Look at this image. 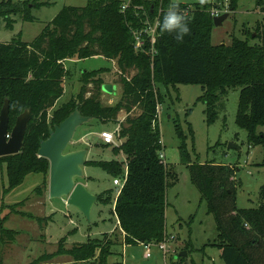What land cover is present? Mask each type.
<instances>
[{"label": "trees", "instance_id": "16d2710c", "mask_svg": "<svg viewBox=\"0 0 264 264\" xmlns=\"http://www.w3.org/2000/svg\"><path fill=\"white\" fill-rule=\"evenodd\" d=\"M229 1V11L233 13L240 0ZM256 2L264 14V0ZM126 3V0H87L83 7L66 6L34 42H24L21 37L0 42V111L5 98L11 104L10 122L26 109L32 111L22 152L1 157L0 162L8 163L9 184L15 188L28 173L49 172V161L38 157L40 143L49 137L50 128L60 125L76 108L102 123L118 124V137L124 142L114 148V153L123 152L125 161H93L87 165L101 168L114 180L125 179L114 207L124 243L158 245L167 236V189L172 174L162 158V137L157 125L158 99L162 100V94H158L155 86L166 90L178 85L202 86L200 100L207 105L209 124L216 120L215 107L221 97L239 89L236 123L247 131L250 146L263 148V160L258 166L264 168V27L247 30L244 40L234 37L230 45L214 46L211 42L214 6L199 3L188 9V5L177 3L187 17L190 35L180 42L174 34L161 33L158 28L154 45L145 32L140 37L143 45L137 48L134 32L141 31L147 20L161 21L169 4L175 2L130 0L124 9ZM15 4L18 3L13 0H0V19L6 21L8 28L12 27L9 25L12 15L23 14L18 7L21 3ZM22 17L33 22L29 15ZM251 40L258 43L251 44ZM93 57L117 61L123 86L121 100L114 106L102 105L100 75L105 70H100L84 73L81 91L69 102L57 106L64 95V80L72 75L65 62ZM128 71L136 73L129 78L125 76ZM91 84L100 93L87 98ZM51 111L52 118L48 120ZM121 113L126 114L123 122L119 118ZM180 128L177 126L178 136L184 140L180 146L182 160L190 169L192 182L202 199L207 200L209 211L215 214L219 236L214 246L221 249V258L226 264H264V203L258 208L239 209L233 181L235 169L213 162H192ZM111 146L105 144L103 148ZM112 194L111 190L99 194L98 203L107 204ZM261 196L264 200V186ZM5 234L8 235L4 230L3 237ZM110 236H103L109 241L108 247L113 245ZM100 241L83 243L69 251L62 248L57 255H69L76 262H91L98 252L97 259L104 262L110 253Z\"/></svg>", "mask_w": 264, "mask_h": 264}, {"label": "rangeland", "instance_id": "374dc122", "mask_svg": "<svg viewBox=\"0 0 264 264\" xmlns=\"http://www.w3.org/2000/svg\"><path fill=\"white\" fill-rule=\"evenodd\" d=\"M175 3L193 6L208 3L214 6L219 0H172ZM23 14L12 15L8 24L0 19V42H11L21 37L32 43L66 6L83 7L87 0H13ZM126 5L130 0H126ZM22 15H29L33 22H26ZM145 27L134 32L136 42L141 41L142 33L157 38L159 24L147 20ZM264 27V14L257 7L256 0H240L238 9L231 13L222 26H214L212 44L230 45L232 39H246L244 32ZM256 35V34H255ZM258 41L251 40V44ZM72 75L64 80V95L57 106L70 101L82 88L81 77L86 72L105 70L100 78L102 92L94 84L88 86L86 97L100 93L103 106H114L122 97L123 86L118 74L117 61L104 57L86 60L72 59L65 62ZM135 71H128L126 77H133ZM111 85L113 93L104 92L103 86ZM162 100L158 99V126L161 131L163 156L172 176L167 189L166 233L164 241L169 251L164 253L157 245L153 246L152 257L145 258L143 246H128L118 228L114 214L115 198L120 189L114 184V177L91 164L85 167V177L79 182H87L94 194L112 191V199L107 204L97 203L88 221L67 199H51L49 195V172L46 175L28 173L21 184L12 188L9 184L8 163L0 162V264H226L221 258L218 243V227L215 214L209 211L208 202L202 199L201 192L193 184L191 171L182 160L180 146L184 140L178 136L180 126L186 137L185 143L191 153L192 162H209L231 165L235 169L236 204L239 209L258 208L264 203L261 187L264 186V168L258 166L263 160V148L248 143L247 131L236 123L240 90L232 89L221 97L215 107L216 120L208 123L207 105L200 100L203 96L200 85H178L177 88L155 86ZM5 98L1 111L5 105ZM9 108L11 104L9 102ZM0 111V113H1ZM24 113V112H23ZM20 116V115H19ZM17 116V118L19 117ZM17 118L10 122L9 133ZM52 118V111L48 120ZM120 121L126 118L120 114ZM118 124L102 123L93 119L79 127L72 144L66 152L89 148L88 163L93 161H125L123 152L115 154L124 139L116 137V144L103 148L100 134L103 131H116ZM52 129V128H50ZM262 129V128H261ZM264 131V129H262ZM191 131L193 133H191ZM103 142V141H102ZM233 145L235 147L230 148ZM39 157V156H38ZM40 158V157H39ZM127 168L124 166V172ZM38 190V191H37ZM42 220L41 222L39 220ZM8 235L3 237V231ZM14 233V234H13ZM16 233V234H15ZM108 234L113 245L108 247L103 236ZM11 236V237H10ZM100 241L107 245L109 255L103 262L97 258L91 262H76L69 255H57L69 251L83 243ZM104 240V241H103ZM107 242V243H105ZM159 245V244H158ZM185 252L186 257H180ZM57 255V256H56ZM100 258V257H99Z\"/></svg>", "mask_w": 264, "mask_h": 264}, {"label": "water", "instance_id": "95a60500", "mask_svg": "<svg viewBox=\"0 0 264 264\" xmlns=\"http://www.w3.org/2000/svg\"><path fill=\"white\" fill-rule=\"evenodd\" d=\"M230 14L231 12H227L215 17L213 19L214 26H222ZM103 90L108 94L113 93L111 85H104ZM9 114V100H6L0 113V158L22 152L32 120L31 109H26L17 118L14 128L9 133ZM92 120V117L83 115L80 109L76 108L65 121L49 130V137L41 141L38 151L40 158L49 161V195L51 199H67V205L78 209L88 221L91 219L93 207L98 203V195L92 193L84 183L78 180L85 177V167L88 163L90 150L82 148L66 151L72 144L77 129ZM229 147L235 146L230 145ZM180 256L186 257V253L183 252Z\"/></svg>", "mask_w": 264, "mask_h": 264}, {"label": "built area", "instance_id": "2783aa9c", "mask_svg": "<svg viewBox=\"0 0 264 264\" xmlns=\"http://www.w3.org/2000/svg\"><path fill=\"white\" fill-rule=\"evenodd\" d=\"M229 4H230L229 0H223V1L216 3L214 5L213 9L211 10V16L213 17V19L215 17L221 16L227 12H230L229 11ZM189 8H192V6L188 5V9ZM157 23L159 24L158 20H157ZM155 42H156V39L155 40L153 39V43H155ZM142 45H143V43L141 41H139L137 43V48L141 47ZM118 133H119V126L116 129V131H112V132L103 131L100 134V137L105 144L115 145L116 144V137H118ZM162 158H164L163 155H162ZM126 176H127V170L125 172L124 177H126ZM124 182H125L124 178H118V179L114 180V184L119 186L120 188L124 185ZM153 246H154V244L143 245V248L145 250V258L146 259H149L152 257L151 251L153 249ZM157 247L159 248V250H161L164 253V256L169 253L167 246L165 244L161 243V244L157 245Z\"/></svg>", "mask_w": 264, "mask_h": 264}, {"label": "clouds", "instance_id": "9594fccd", "mask_svg": "<svg viewBox=\"0 0 264 264\" xmlns=\"http://www.w3.org/2000/svg\"><path fill=\"white\" fill-rule=\"evenodd\" d=\"M161 33L174 34L177 41L183 42L184 38L190 35L191 29L185 14L180 11L177 3H170L167 11L159 21Z\"/></svg>", "mask_w": 264, "mask_h": 264}, {"label": "crops", "instance_id": "0c3cea01", "mask_svg": "<svg viewBox=\"0 0 264 264\" xmlns=\"http://www.w3.org/2000/svg\"><path fill=\"white\" fill-rule=\"evenodd\" d=\"M101 143H102L103 146L105 145L104 142L101 141ZM82 183H84V184L88 187V183H87V182H83V181H82ZM102 193H103V192H102ZM96 195H99V194H96Z\"/></svg>", "mask_w": 264, "mask_h": 264}]
</instances>
